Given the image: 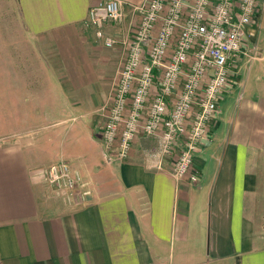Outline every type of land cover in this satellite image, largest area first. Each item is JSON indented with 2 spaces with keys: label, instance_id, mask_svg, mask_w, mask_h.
Returning <instances> with one entry per match:
<instances>
[{
  "label": "crops",
  "instance_id": "obj_1",
  "mask_svg": "<svg viewBox=\"0 0 264 264\" xmlns=\"http://www.w3.org/2000/svg\"><path fill=\"white\" fill-rule=\"evenodd\" d=\"M105 1L0 0V264H264V0L247 28L260 56L233 69L195 183L155 167L141 141L106 159L104 108L144 0H118L123 20L102 28L110 49L87 26ZM60 162L88 201L44 182Z\"/></svg>",
  "mask_w": 264,
  "mask_h": 264
},
{
  "label": "built area",
  "instance_id": "obj_2",
  "mask_svg": "<svg viewBox=\"0 0 264 264\" xmlns=\"http://www.w3.org/2000/svg\"><path fill=\"white\" fill-rule=\"evenodd\" d=\"M263 0H144L124 43L115 89L104 111L100 138L106 159H127L140 136L159 140L156 165L173 159L172 174L195 183L194 156L205 141L223 93ZM123 20L109 0L91 7L88 25L106 48V24ZM243 54V53H242ZM44 182L68 202L89 200L91 189L70 164L50 165Z\"/></svg>",
  "mask_w": 264,
  "mask_h": 264
},
{
  "label": "rangeland",
  "instance_id": "obj_3",
  "mask_svg": "<svg viewBox=\"0 0 264 264\" xmlns=\"http://www.w3.org/2000/svg\"><path fill=\"white\" fill-rule=\"evenodd\" d=\"M259 11V9H257V11H256V13ZM254 21H255V15L253 16V21H252V23H251V26H253L254 27ZM88 27H89V29L90 30H93L94 28H92L91 26H89V25H87ZM0 28H6V27H4V26H2V25H0ZM247 35V38H246V41H245V43H244V46H243V48H242V50H241V55H242V53H246L248 56H249V58H253V57H257V56H260L259 55V52H260V49L259 48H263V46H259V48H258V45L255 43V41H256V39H258V32H256V31H254V32H250V31H247V33H246ZM262 41H263V38H261V42L260 43H262ZM240 55V56H241ZM115 77H116V75H115ZM115 83H116V80L114 81V84H113V88H112V91L110 92L111 94H110V97L108 98V102L109 101H111V98H112V94H113V91H114V89H115ZM107 102V103H108ZM105 107H107V105H105ZM107 108H104V111L106 110ZM223 112L224 113H227V111H226V108H223ZM222 118H224V117H222ZM225 132V131H224ZM224 132H223V134H224ZM227 133V132H226ZM139 141H141V142H144L143 144H142V146L141 147H144L143 149H142V152L143 153H146L148 156H154L157 152H158V149H159V140L158 139H156V138H150V137H146V136H140L137 140H136V142H139ZM169 162H170V165H172L173 164V159H170V160H168ZM70 164V163H69ZM71 165V164H70ZM73 166V165H72ZM71 166V167H72ZM74 167V166H73ZM72 167V168H73ZM74 169V168H73Z\"/></svg>",
  "mask_w": 264,
  "mask_h": 264
}]
</instances>
